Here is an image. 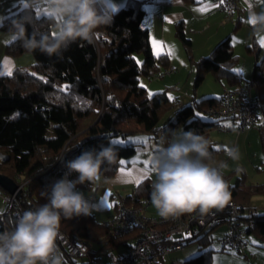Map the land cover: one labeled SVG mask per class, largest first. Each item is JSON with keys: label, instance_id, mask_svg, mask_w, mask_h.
Returning <instances> with one entry per match:
<instances>
[{"label": "trees", "instance_id": "1", "mask_svg": "<svg viewBox=\"0 0 264 264\" xmlns=\"http://www.w3.org/2000/svg\"><path fill=\"white\" fill-rule=\"evenodd\" d=\"M109 11L113 13V23L96 29L92 43L77 41L61 56L49 57L36 50L29 53L34 58L30 68H16L11 75L0 77V174L22 186L19 198H15L19 212L46 203L52 184L67 171L65 162L82 151L111 144L117 152V162L102 166L101 173V179H110L122 165L120 161L130 159L137 146L135 143L121 146L114 142L116 138L127 140L148 134L154 138L161 136L165 141L171 139L173 132L193 130L209 140V132L219 122L204 113L209 105L219 102L222 95L193 100L190 105L177 109L166 126L159 125L161 117L173 108L177 99L170 100L165 91L148 96L138 81L141 76L150 79L170 68L168 57L152 54L148 32L142 27L144 12L139 0H127L123 7ZM22 15L25 10L6 16L0 23V31L10 32L12 20ZM31 17L33 23L27 26L29 34L36 28L51 35L50 17H36L32 11ZM237 28L238 25L234 30ZM176 36L187 61L195 68V89L208 73L216 82L224 84L223 89L241 84V79L233 72L238 58L229 37L218 43L208 56L194 61L190 41L185 38L181 24L176 26ZM5 53L16 58L28 52L18 42L11 41ZM135 54L143 55L141 64L136 62ZM250 83L259 101L258 131L263 143L264 56L255 62ZM209 142L214 156L218 151L213 142ZM1 155L8 159L3 161ZM68 178L76 179V174ZM243 181L244 175L233 185L226 180L230 200L248 207L251 197L264 196V185L244 186ZM77 186L90 190L94 184L86 182ZM151 186L147 180L139 183L133 194L126 197V203L135 205L140 198L150 197ZM0 195L9 196L1 187ZM247 218L255 224L251 233L264 240V213L257 214L251 209ZM2 220L5 225L0 219V232L13 230L17 221L12 211L4 212ZM60 230L91 243L92 254L127 247L133 237L130 234L113 239L107 227L98 223L93 214L62 218ZM211 237L208 232L186 245L198 242L204 247ZM211 260L212 250H202L181 264H211Z\"/></svg>", "mask_w": 264, "mask_h": 264}, {"label": "clouds", "instance_id": "2", "mask_svg": "<svg viewBox=\"0 0 264 264\" xmlns=\"http://www.w3.org/2000/svg\"><path fill=\"white\" fill-rule=\"evenodd\" d=\"M23 8L25 15L11 22L10 40L28 53L39 50L49 57L61 56L77 41L92 43L96 29L113 23L106 0H23ZM30 10L50 14L51 35L36 28L28 33L27 26L33 23ZM248 19L257 35L264 34V11L249 9ZM209 149V140L193 130L173 132L170 140L161 142L151 157L154 181L150 193L160 217L204 216L229 203L231 193L222 172L227 164L214 160ZM226 154L232 160L239 159L235 148ZM116 162L117 152L111 144L82 151L66 161L67 171L52 184L47 202L24 211L13 230L0 232V264H64L56 243L61 219L87 217L93 211L77 185L98 183L102 166ZM73 173L76 179H69Z\"/></svg>", "mask_w": 264, "mask_h": 264}, {"label": "crops", "instance_id": "3", "mask_svg": "<svg viewBox=\"0 0 264 264\" xmlns=\"http://www.w3.org/2000/svg\"><path fill=\"white\" fill-rule=\"evenodd\" d=\"M106 2L109 10L114 11L123 7L127 0H106ZM141 7L144 12L142 27L148 32L151 52L155 57L161 55L168 57L172 73L167 77L172 81L181 82L185 74L187 75L185 83L190 81V75L195 77V68L187 61L183 46L176 36L177 24L182 25L185 38L190 41L191 56L194 61L208 56L218 43L229 37L233 53L238 58L233 72L241 79V84L244 83L242 76L244 70L249 67L253 71L255 62L264 56V46L261 44L264 34L257 35L248 19L249 9L256 12L264 11V2L261 0H239L237 10L231 18H226L219 10L216 0H194L193 3H185L183 0H150L141 3ZM20 10H24L23 0H0V23L6 16ZM30 11L36 17H48L43 14L38 15V12L42 13L39 10ZM236 25L238 28L234 30ZM52 30L53 25L51 34ZM9 33L0 31V77L8 76L9 69L12 73L16 68H30L34 63V58L29 53H23L16 58L5 53L6 45L11 42ZM135 55L136 62L141 64L143 55L140 54L141 62L138 59L140 55ZM136 136H144V139ZM136 136L131 138H139L136 140L141 142L143 140L152 142V137L148 134ZM139 149L136 147L134 155L124 161L112 178L100 179L90 190H83L77 186V190L83 192L85 198L93 206L92 214L98 223L103 224L111 215L119 198L132 195L139 183L144 180L153 183V171L149 168L150 166L139 159V156L143 154L142 159L147 160L146 151L145 149L138 151ZM150 207L147 213L157 215L154 207L149 212ZM249 237L250 234L247 240ZM125 249L126 247L120 246L113 252L119 254ZM247 254L246 249L243 255Z\"/></svg>", "mask_w": 264, "mask_h": 264}, {"label": "built area", "instance_id": "4", "mask_svg": "<svg viewBox=\"0 0 264 264\" xmlns=\"http://www.w3.org/2000/svg\"><path fill=\"white\" fill-rule=\"evenodd\" d=\"M141 3L150 0H139ZM219 10L226 18H231L237 10L239 0H216ZM172 73L171 69L163 70L152 76L161 78ZM175 105H179L176 101ZM259 101L251 83L227 87L223 90L219 102L211 104L204 115L218 120L216 129L221 132L240 134L245 128L252 127L261 121ZM229 120L228 125L221 121ZM130 196V195H129ZM126 197H120L111 215L103 223L110 237L119 239L133 234L125 251L112 255V250L92 254L93 246L76 234H67L60 230L57 247L64 257V264H164L163 258L172 252L180 251L188 242L198 240L208 232H220L222 249L244 254L248 246V235L254 230V221L247 217L251 209L246 205L229 201L221 210L210 214L183 215L177 219H164L149 215V198H140L134 204H127ZM15 195L3 198L5 212L12 211L16 219L22 215L15 206ZM30 210H35L31 207ZM3 215V214H2ZM2 215L0 217L2 218ZM2 223L5 225L3 220Z\"/></svg>", "mask_w": 264, "mask_h": 264}, {"label": "rangeland", "instance_id": "5", "mask_svg": "<svg viewBox=\"0 0 264 264\" xmlns=\"http://www.w3.org/2000/svg\"><path fill=\"white\" fill-rule=\"evenodd\" d=\"M53 31V30H52ZM138 55V54H137ZM140 55V54H139ZM136 56V55H135ZM139 62H141V55L138 56ZM141 60V61H140ZM170 69V68H168ZM166 70V69H164ZM163 71V70H162ZM171 74V73H170ZM169 74V75H170ZM166 76L161 78L153 77L148 79L144 76L139 77L138 84L145 88L148 96H152L155 93L165 91L168 98H176L179 105L173 106V108L164 114L159 122L160 126H166L170 120L173 119V114L179 108L188 106L193 100L200 101L202 99H208L211 97H220L222 95L224 84L216 82L213 76L208 73L205 75L202 83L195 89L193 81L194 75H190V81H186L187 75H183V80L181 82L172 81ZM243 82L250 83L252 76V68H246L242 74ZM175 80V78H174ZM166 82V84H165ZM255 93V89L253 87ZM205 116V115H204ZM221 123L228 125L231 123L229 120L221 121ZM260 122L249 128H245L240 134L236 135L230 132H221L216 128L209 132L208 138L213 142V147L218 152L213 156L216 161H224L227 167L222 170L223 177L230 185L236 183L237 179H241L244 175V186H256L264 185V142L262 143L259 134ZM179 134V131L176 132ZM142 137L144 136H136ZM128 138L121 139L116 138L114 142L120 144L121 146H126L128 143L137 144L136 147L145 149L147 160L142 159L141 154L139 159L143 162L147 161V166L152 170L151 167V157L156 153L161 146V136L157 138L152 137V142H147V140L137 141L139 138ZM157 140V141H156ZM122 141L123 143H119ZM139 143V144H138ZM142 143V144H141ZM164 146H167L165 143ZM230 148H235L238 150L239 159L232 160L226 154L227 150ZM3 198L0 195V215H2L6 210L3 203ZM252 211L257 214L264 213V196H253L249 202V206ZM153 206L150 207L149 212L152 211ZM0 219H2L0 217ZM224 230V227H220L212 233L210 242L201 247L198 242H194L184 246L180 251L172 252L163 258L164 264H181L186 259L192 258L200 254L202 250H212V260L211 264H264V240L258 237L255 233H250L248 238V254L241 255L237 253H232L222 249L219 238L220 232ZM253 241L255 243H253ZM114 253L112 257L115 256Z\"/></svg>", "mask_w": 264, "mask_h": 264}, {"label": "water", "instance_id": "6", "mask_svg": "<svg viewBox=\"0 0 264 264\" xmlns=\"http://www.w3.org/2000/svg\"><path fill=\"white\" fill-rule=\"evenodd\" d=\"M3 161H6L8 157L1 155ZM0 187L7 192L9 195H15L16 198H19L21 193V185L16 184L10 178L0 174Z\"/></svg>", "mask_w": 264, "mask_h": 264}, {"label": "snow or ice", "instance_id": "7", "mask_svg": "<svg viewBox=\"0 0 264 264\" xmlns=\"http://www.w3.org/2000/svg\"><path fill=\"white\" fill-rule=\"evenodd\" d=\"M261 2H264V0H261ZM40 14H43V15H46V16H50V14L46 12V10H45L44 13H39V12H38V15H40ZM261 44H262V46H264V40L261 41ZM7 74H8V75H11V69L8 70V73H7ZM65 87H67V86H65ZM170 99H171V97H170ZM119 143H123V142L120 141ZM120 163L123 164L124 161L121 160ZM134 163H135V162H134ZM145 163H147V161H146ZM127 174H128V175H131L130 173H127ZM145 174H147V173H145ZM137 183H139V181H137ZM253 243H255V242L253 241Z\"/></svg>", "mask_w": 264, "mask_h": 264}]
</instances>
